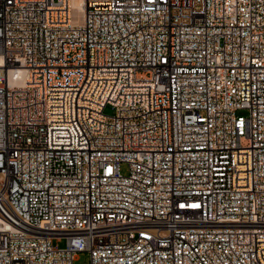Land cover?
<instances>
[{
  "label": "built area",
  "instance_id": "obj_1",
  "mask_svg": "<svg viewBox=\"0 0 264 264\" xmlns=\"http://www.w3.org/2000/svg\"><path fill=\"white\" fill-rule=\"evenodd\" d=\"M80 253L264 264V0H0V264Z\"/></svg>",
  "mask_w": 264,
  "mask_h": 264
},
{
  "label": "rangeland",
  "instance_id": "obj_2",
  "mask_svg": "<svg viewBox=\"0 0 264 264\" xmlns=\"http://www.w3.org/2000/svg\"><path fill=\"white\" fill-rule=\"evenodd\" d=\"M105 113L107 115H112L114 112L110 107H108L105 109ZM241 114L246 115V113H241ZM122 172L124 174H127L128 169L126 165L122 166ZM54 244L60 248H65L66 240H62L61 242H57L56 240H54ZM89 263H90V255L88 253H80L78 254L77 260L75 261L74 264H89Z\"/></svg>",
  "mask_w": 264,
  "mask_h": 264
},
{
  "label": "bare ground",
  "instance_id": "obj_3",
  "mask_svg": "<svg viewBox=\"0 0 264 264\" xmlns=\"http://www.w3.org/2000/svg\"><path fill=\"white\" fill-rule=\"evenodd\" d=\"M74 5L75 6H78V2L74 1ZM12 83H13V81H12Z\"/></svg>",
  "mask_w": 264,
  "mask_h": 264
}]
</instances>
